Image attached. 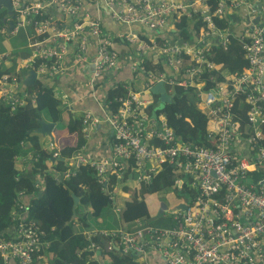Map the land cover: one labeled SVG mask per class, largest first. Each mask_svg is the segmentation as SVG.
Returning a JSON list of instances; mask_svg holds the SVG:
<instances>
[{
  "label": "built area",
  "instance_id": "1",
  "mask_svg": "<svg viewBox=\"0 0 264 264\" xmlns=\"http://www.w3.org/2000/svg\"><path fill=\"white\" fill-rule=\"evenodd\" d=\"M260 1L264 4V0ZM10 2L9 15L0 5L5 11L0 16L3 21L0 33L13 35L21 30L27 33V45L33 53L21 62V68H32L41 74L54 72L58 59L70 45L76 62L93 65L91 79H98L114 67L118 54L112 38L102 31L101 20L86 5L95 9L104 5L112 20L138 28L136 32L128 30L119 34L118 38L136 44L142 53L149 52L155 62L160 58L164 65V71H146L143 90L120 97L114 115L106 111L101 118L91 111L85 112L84 119L90 127L101 121L110 127L111 151L108 157L93 161L77 153L73 160L90 163L103 183L108 181L109 174L120 180L128 169L135 173L136 182L149 183L164 164L171 165L176 173L183 175L174 180L172 190L184 189L188 199L183 197L171 209L167 207L170 210L167 226L138 227L139 221H135L128 229L100 234L118 238L117 245L123 253L130 251L137 256L155 251L166 264H264V144H259L263 138L260 127L264 124V19L250 23L239 34L241 39H247L243 42L247 60L243 70L227 75L222 81L212 78L214 86L203 89L202 75L216 68L207 54L213 46L225 47L230 33H234L231 20H227L229 27L219 29L214 17L231 14L240 5L238 0H217L213 13L205 0ZM182 16L188 21L191 33L188 39L181 38L176 27ZM194 17L203 24L197 26ZM91 42L96 51L88 58L86 47ZM0 55L4 56V52ZM36 56L49 62L36 67ZM142 59L134 68L141 76L145 72L140 65ZM17 74L19 71L0 77V100L10 103L12 108L22 104L23 98L17 94L20 89ZM159 81L170 96L173 86L195 88L196 106L206 116L208 144L186 142L167 125L163 114L146 113V108L154 105L150 88ZM238 96L243 97L247 106L241 120L232 111ZM240 122L250 130L246 138L241 136ZM154 141L160 145L153 144ZM52 144L48 147L53 148ZM73 169L69 168L64 175L68 176ZM114 188L112 193L116 192ZM179 203H184L185 208H175ZM17 204L22 211L15 212L17 225L11 231L14 235L0 239V255L5 260L17 258L20 264H33L32 252L39 249L41 233L33 221H25V204L20 198ZM90 247L95 248L93 244Z\"/></svg>",
  "mask_w": 264,
  "mask_h": 264
},
{
  "label": "trees",
  "instance_id": "2",
  "mask_svg": "<svg viewBox=\"0 0 264 264\" xmlns=\"http://www.w3.org/2000/svg\"><path fill=\"white\" fill-rule=\"evenodd\" d=\"M205 2L210 5L211 13H213L217 6V0H205ZM4 12L3 9H0V16ZM229 15L225 17L223 14H218V17H214L219 29L229 27L227 21L230 20L231 16ZM194 20L197 26L203 24L198 17H194ZM0 24H3L1 18ZM176 27L181 38L188 39L190 37L188 21L184 16L176 23ZM189 27L191 28V25ZM242 31L236 32L237 35L230 33V39L225 47L219 45L211 48L207 57L216 65V68L202 75L203 89L214 86L212 78L222 81L227 75L239 74L247 65L243 48V42H246L247 39L240 38L239 34ZM10 35L12 34L4 36ZM13 40L12 66L6 67L3 62H0V77L3 74L13 75L18 58L28 54V52L27 54L20 53L16 38ZM150 56L140 62V65H143V71H145L142 78L146 76V71L151 73L164 71V65L160 58H157L158 61L155 62L154 56L152 54ZM41 61L37 60L35 65L40 64ZM137 72L141 74L139 71ZM17 94L19 97H23L22 104H16L14 108L10 103H5L3 99L0 100V239L7 240L14 235L11 234V231L12 226L17 225L15 212L18 214L19 211H22L18 207L17 200L19 198L22 200L23 195H28L30 199L25 204V221H33L41 233L39 249L32 252L33 264H42V262L49 264H101L96 257L92 256L96 250L99 251L102 258L109 259L108 264H140L136 261L135 254L127 255L121 252V249H116L118 238H113L108 234L97 236L98 232H93L92 235L86 237L84 231L92 229L90 220H102V224H105L110 215L107 211L110 208L119 207L120 204L122 206L117 215H114L115 219L108 218L107 229L119 225L120 222L133 224L135 221H139L138 227L149 225L150 215L146 196L151 192L172 189L174 180L181 179L183 175L176 173L171 165L164 164L156 174L152 175L149 183L136 182L134 180L136 175L130 169L123 173L120 180L113 174H109L106 183L100 182L90 163H77L73 160L86 140L85 134L81 131V118L83 119V117H76L70 113L54 94L53 89L41 85L38 79L23 85ZM126 94L121 82H116L107 91L105 103L110 114L116 113L119 106L118 99ZM151 95L154 105L157 102L158 105H155L157 108H153L154 105L148 106L145 110L146 113L150 116L152 114L157 116L158 113L163 114L167 125L186 142L198 145L209 143L205 130L206 116L196 106L194 87L173 86L168 102L160 101L158 96L153 93ZM242 100L243 97L238 96L232 109L235 118L239 120L245 115L247 108ZM15 115H18L20 119L16 120ZM64 116L67 117L69 127L77 134L75 143L57 147L54 143L55 138L35 132L40 119L58 124L65 123ZM240 125L242 138L248 137L250 130L244 126V123L240 122ZM260 129L263 138L259 140V144H264V124ZM47 141L52 142L54 147H47L45 145ZM152 143L160 145L159 141ZM54 151H57L55 157L53 156ZM36 153L39 156H35ZM23 157L26 159L22 160ZM28 163L29 166L26 167ZM73 163L75 165H72ZM128 163L131 165L132 161ZM72 167L73 171L65 176L64 173ZM249 175L254 179L252 174ZM115 186L119 188V191L112 193ZM120 191L127 192L128 197H123ZM172 192L178 195V201L183 200V197L188 199L184 189H173ZM73 195L79 198V202L75 206L76 215L74 218H72ZM167 210L157 213V215H165ZM166 220V225H169V219L166 218ZM9 227L11 230L7 231ZM92 244L95 248L90 247ZM9 260H15L17 264H20L17 258L5 260L0 255V264H8Z\"/></svg>",
  "mask_w": 264,
  "mask_h": 264
},
{
  "label": "crops",
  "instance_id": "3",
  "mask_svg": "<svg viewBox=\"0 0 264 264\" xmlns=\"http://www.w3.org/2000/svg\"><path fill=\"white\" fill-rule=\"evenodd\" d=\"M238 1L240 2V5L237 8H234L231 11V14L229 15L231 16V27L234 33L240 32L246 27H248V25H250V23L253 22V20L257 17H259L258 22L264 19L263 2H261L260 0ZM103 6L100 5L99 7H97V9H95L92 6L86 5V7L92 12V15L101 20L102 31L112 38L113 47L115 48L118 54L117 63L114 67L105 71L98 79L93 80L91 79L93 65L90 62H76L74 60L73 46L70 45L66 53L61 57V59H58L57 70L51 73L46 72L41 74L32 68H21V62L23 60L29 59L33 53V49L27 45L28 54L25 56H20L16 61L14 67L15 74L18 73V71L20 73L17 74L20 80L19 88L22 89L24 85L22 83L23 79L28 75V72L30 70H33L36 73L35 80L38 79L40 81V84L43 86L51 87L53 89L54 94L61 101L62 105H64L74 116H81L83 117V119L86 111H91L92 113L98 115L101 118L104 117L106 111L108 112L105 103L107 91L111 87H113L116 82L123 83V86L127 93L131 91H142V86L144 87L142 76L138 72H136L134 68L141 57L143 59L151 57L150 53H142L136 49V44H132L128 40L118 38L119 34H125V32H127L128 30L136 32L138 28H136L134 25H124L112 20L108 13V10L106 11L105 7ZM57 18H61V16L58 15ZM20 33L22 34V37L24 36L25 41L27 43V33L25 31L21 30L17 34H15V36ZM16 41L18 42L19 38L16 39ZM86 48V56L88 58L94 56L96 49L94 47L93 42L89 43V46H87ZM3 52L4 55H10V65L7 66H12V52L8 53V50H5ZM37 60H42L40 64H47L49 62V60L45 61L41 57L36 56L35 62ZM40 64L35 65L34 63L36 67H38ZM64 117L66 128L60 134L61 137L59 138L55 137V135L53 136L55 131L53 129H55L56 124L55 127L51 130L52 138H55V146L73 144L77 139L76 132L73 131L71 127H69V124H67V117ZM83 119L81 118V131L85 134L86 140L85 144L81 147V150L78 153H80L82 157H84L87 161H93L102 157H108L111 151L110 127L107 125V123L103 121H101L95 127H90L89 124H86L85 119ZM49 143L50 141H47L45 145H47L48 147ZM25 159L26 158L23 157L22 160ZM28 166L29 163L26 165V167ZM115 189V193H117L119 191V188L116 187L114 188V190ZM120 193L123 197H128L129 195L127 192L120 191ZM29 199L30 196L28 195L22 196V201L24 204H27ZM121 206L122 204L119 205V207ZM112 209L115 210L116 208ZM117 213L118 212H116V215ZM108 221L109 219L107 217L105 225L108 224ZM100 222L102 223V220H100ZM134 224L135 223L126 224L120 222L119 225L111 229H107L108 226H101L100 228L92 227V229L85 230L84 235L88 237L89 234L92 235L93 232H98L97 236H99L100 232H105L107 230L111 231L125 228L127 229V227H131V225ZM9 230H11V227H9L7 231ZM115 246L116 249H120L117 244ZM92 256L96 257L101 264H108V256H106L108 260H105L104 258H102L98 250H96V252L92 254ZM135 257L136 261L140 264H166L164 259L155 251L148 250L145 253L137 255ZM8 264H17V262L15 260H9Z\"/></svg>",
  "mask_w": 264,
  "mask_h": 264
},
{
  "label": "rangeland",
  "instance_id": "4",
  "mask_svg": "<svg viewBox=\"0 0 264 264\" xmlns=\"http://www.w3.org/2000/svg\"><path fill=\"white\" fill-rule=\"evenodd\" d=\"M22 34H18L17 36H15V34L10 35V36H4L2 34H0V52H3V51H7L8 50V53H11L13 50L11 49L12 48V45H13V38H16L18 39L19 38V41L17 42L18 44V50L20 53H26L28 52L27 50V43L25 41V38L24 36L22 37L21 36ZM11 49V50H10ZM3 62L4 65L6 67H9L7 65H10V61H11V57L10 55L8 56V54L4 55V56H1L0 55V62ZM11 67V66H10ZM1 97V96H0ZM194 102H195V99H194ZM161 105V104H160ZM14 118L16 120H19L20 117L18 115H15ZM66 128V125L64 122H60L58 124H56V127L54 131V134L53 136L55 135V137H61L60 134L62 133V131H64ZM52 147H53V144H52ZM58 147V146H57ZM56 148V147H55ZM58 150V148H57ZM57 152V151H55ZM35 156H39L38 153L35 154ZM173 190L170 189V190H166V191H157V192H151L148 194V196H146V203H147V206H148V210H149V215H150V222L148 223L149 225L153 226V227H161V226H167L166 223H167V220H166V216L169 214V211L165 213V215H157V212L159 210V203L161 201L167 203V205L169 206V208L171 209L172 206L178 201V195H175V193L172 192ZM179 194V193H178ZM116 209H109L107 211V213H110L111 215L108 217L109 219H115V216L116 215ZM91 224L93 227H96V228H100L101 226H109V224L105 225V224H102L100 221L98 220H90ZM113 225V224H111ZM132 226V225H131Z\"/></svg>",
  "mask_w": 264,
  "mask_h": 264
},
{
  "label": "water",
  "instance_id": "5",
  "mask_svg": "<svg viewBox=\"0 0 264 264\" xmlns=\"http://www.w3.org/2000/svg\"><path fill=\"white\" fill-rule=\"evenodd\" d=\"M0 5H3L6 8V12L9 15L11 13V2L10 0H0ZM259 21V17L255 18L253 20V23H257ZM11 26H9V29ZM36 78V73L33 70H30L28 72V75L23 79L22 83L24 85H27L29 83H32ZM151 93L155 94L158 96V99L162 102H168L170 101L171 96L166 93V88L163 85L161 81L155 83L151 88H150ZM55 127V122L51 121H46L45 119H40L39 121V126L35 129V132L40 133L41 135H47L49 137H52L51 135V130ZM106 192V190H105ZM73 213H72V218L75 217V206L79 202V198L75 195H73ZM175 208L179 209H184L185 204L184 203H179ZM167 210V204L163 201L159 203V211L158 213H162L163 211ZM127 255H132L130 251L126 252Z\"/></svg>",
  "mask_w": 264,
  "mask_h": 264
}]
</instances>
